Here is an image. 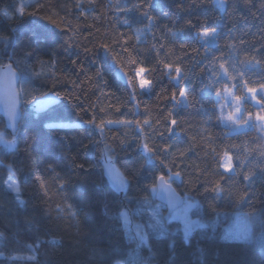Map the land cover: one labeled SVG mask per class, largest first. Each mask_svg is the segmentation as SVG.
<instances>
[{
	"label": "trees",
	"instance_id": "obj_1",
	"mask_svg": "<svg viewBox=\"0 0 264 264\" xmlns=\"http://www.w3.org/2000/svg\"><path fill=\"white\" fill-rule=\"evenodd\" d=\"M34 2L0 0V34L8 37L0 39V65L19 72L22 100L16 134L0 117V131L16 141L0 146V264H264V140L254 126L261 106L247 92L257 87L262 98L264 0H224L223 11L214 0H39L43 9ZM21 5L39 14L21 17ZM201 28L217 30L207 46ZM141 67L150 91L139 88ZM45 93L59 94L58 102L36 112ZM236 96L239 116L253 114L246 125L226 119ZM225 151L230 171L221 167ZM105 158L126 179L123 192L104 175ZM12 174L23 204L6 184ZM161 174L196 203L194 218L217 222L215 231L196 228L185 239L177 223L151 224L154 206L168 214L151 191ZM123 212L142 224L145 243ZM243 215L249 238L222 241Z\"/></svg>",
	"mask_w": 264,
	"mask_h": 264
},
{
	"label": "snow or ice",
	"instance_id": "obj_2",
	"mask_svg": "<svg viewBox=\"0 0 264 264\" xmlns=\"http://www.w3.org/2000/svg\"><path fill=\"white\" fill-rule=\"evenodd\" d=\"M89 2H91V0H89ZM150 6V5H149ZM218 7H220V9L223 11L224 10V0H218ZM33 8L36 9H43L44 5L39 3V0H36V2L33 3L32 5ZM134 7H137L136 5H134ZM19 14L20 16H24L25 14L29 15V16H33V15H38L39 13L37 11H32V12H27L25 13V8L23 5L20 6L19 8ZM4 15L11 21L13 19L12 16H10L8 13H4ZM44 20L49 21L51 24L56 25L57 27H59V24L57 23V21L55 19H53L51 16H43ZM149 21L151 22L152 18L148 17ZM173 35H175V33H173ZM217 30L215 28H201L200 31L197 32V36L200 38L201 42L205 44V46H207V40L209 37H215L217 36ZM0 39H4L7 40L8 37L0 34ZM101 47H105V45H102ZM18 64L20 62H17ZM43 63V62H41ZM166 68H171V65H165ZM6 68V92H5V96H4V110L6 111L8 117H9V126L13 129V131H15L16 129V125H17V118L20 114V109L18 107V101L16 99L17 93H16V82H17V72L14 71L12 69V66L9 64L7 66H5ZM220 68L222 70H224L225 75H227V69H225L224 64L220 65ZM147 71V69L141 67L137 70L136 75L137 77H139V88L141 90H145V91H150L151 87H152V82L148 79H146L143 76V73H145ZM176 72V77L177 79L180 78V72L181 69L179 67H176L175 69ZM35 75L39 76L41 75V73H35ZM130 82V81H129ZM257 87H248L247 88V92L251 94V99L256 103L259 104L260 110L255 114L254 120L258 123H256L254 126L259 128L261 131H264V84H260L259 85V91L262 94V98L258 99L257 98ZM216 96L220 97V91L217 90L216 91ZM44 95H48L47 93H45ZM58 98L59 94H55ZM180 96L182 98L186 99V93L183 90V88L180 90ZM173 99H175V93H173ZM241 100L240 96H236L235 97V101L237 102V105L234 109V111L229 112L226 119L237 125H246L248 124L249 120L253 119V114L251 112L247 113V118H243L240 117L239 114L241 113V108L239 107V102ZM88 123H92L91 121H89ZM103 123V122H102ZM108 123H113L112 121H108ZM120 123H124V124H130V122L128 121H122ZM139 123V122H137ZM145 124L148 123V121H144ZM172 125H176L177 121L172 120L171 121ZM169 131H172V129H169ZM0 142L5 143L6 145H15L16 141L15 138H13L12 140H6L4 138L3 133H0ZM109 147L106 145V148ZM144 151L148 154L149 157H152L153 159L155 158V153L152 147H150L147 143L142 145ZM261 155L264 156V151L261 152ZM222 159V163H221V167L224 168L225 171H230L233 168V161H232V157L229 155V153L227 151H225L223 153V157ZM162 163V161H161ZM79 167H83V165H79ZM13 175L9 176V180L6 182L8 184L9 189H12L15 192V197L17 198V200L20 201L21 204H23V201L20 200V187L19 184L13 180ZM173 176H180L179 172H176L173 174ZM173 176H165L163 174L158 175L155 177V181H158V184H156L154 182V184L151 186V191L153 193H155L157 191V187H159L161 189V191L163 193L167 194V201H168V205L169 208L171 209V212L169 213L168 216H164L162 213H160L159 211L154 212L152 215V220L154 222V225L156 227H160L162 226V223L164 222H168L170 220H178L180 221V223L182 224V228H183V233H184V237L185 239H187L194 231L196 228H200V229H205L208 227H211L214 231L217 229L218 224L216 221L211 222V224H205L202 223L200 220H192L189 217V210L193 207H195L196 205L193 203H187L184 199H182L180 196H178L176 194V192L172 189V179ZM246 180L249 179L248 176L244 177ZM117 181L118 183L116 184L117 186L119 185H124L127 183L126 179L123 176L118 175L117 176ZM219 185H216V188L213 189L214 191H216L217 189H219ZM145 202H147V198H145ZM157 209L160 208L159 205L156 206ZM73 216L76 215L75 212L72 213ZM121 216L125 217V223H128L127 220V213H121ZM236 221H237V227L235 230H233L231 227L228 229H224L223 230V235H222V241H245L249 238L250 234H251V225H250V218L248 215H243L241 216H237L236 217ZM243 223L244 227L241 228L239 225ZM3 236V233H0V237ZM136 236L138 239H140L141 241H143L145 239V237L142 235L140 227L137 226L136 228ZM15 259V257H13ZM30 259H35V257H30Z\"/></svg>",
	"mask_w": 264,
	"mask_h": 264
},
{
	"label": "water",
	"instance_id": "obj_3",
	"mask_svg": "<svg viewBox=\"0 0 264 264\" xmlns=\"http://www.w3.org/2000/svg\"><path fill=\"white\" fill-rule=\"evenodd\" d=\"M9 64L12 66V69L17 72V82H16L15 87H16V93H17L16 99L19 102L18 107L20 109V114L17 118V125H16L15 131H13V129L9 126V124H8L9 117H8L6 111L4 110V96H5V92H6V75H5L6 68H5V66H7ZM20 79H21L20 74L15 69V67L13 66L12 63H6L3 65H0V117L8 125V131H9L10 135L16 134V132L18 130L20 118H21L22 100H21V95H20ZM47 94L48 95H43L42 97L38 98L35 101L34 109L36 110V112H42V111L46 110L47 108H49L50 106H52L53 104L58 102V98L55 95H53L51 93H47ZM143 152L145 153L144 149H143ZM101 167H102V171H103L104 175L106 176L110 185L116 191L123 192L125 190V184L119 185V186L116 185L118 183L117 176L118 175L122 176V175H121V173H119L116 170L113 162L110 159L105 158L101 161ZM157 184H158V182H157ZM172 189L174 190L173 187H172ZM176 194L182 198V196L179 193L176 192ZM156 199L158 202L162 203L165 206L167 213L171 212V209L169 208L168 201H167V194L163 193L159 187H157Z\"/></svg>",
	"mask_w": 264,
	"mask_h": 264
},
{
	"label": "rangeland",
	"instance_id": "obj_4",
	"mask_svg": "<svg viewBox=\"0 0 264 264\" xmlns=\"http://www.w3.org/2000/svg\"><path fill=\"white\" fill-rule=\"evenodd\" d=\"M217 4H218V0H214ZM210 39H213V37H209L208 38V40H210ZM137 76V75H136ZM138 78V82H139V77H137ZM251 95V94H250ZM180 100L184 103L185 102V98H182L181 96H180ZM256 123H258V122H256ZM108 125H113V126H119V125H122V124H124V123H117V122H114V123H107ZM259 129V128H258ZM259 131H260V133L262 134V136H263V140H264V131H261L260 129H259ZM0 133H3V135H4V138L6 139V140H12V138L11 137H8L7 136V133H5V132H1L0 131ZM0 146H12V145H6L5 143H3V142H0ZM142 162V158H139L138 160H137V164L139 165L140 163ZM10 176V175H9ZM9 176L7 177V179H6V182L9 180ZM13 180L15 181V179H14V177H13ZM7 184V183H6ZM7 186H8V184H7ZM9 188V187H8ZM10 190H12V189H10ZM13 191V190H12ZM187 203H193V204H195L196 205V203L193 201V200H191V199H189V198H183ZM196 208V206L195 207H193V208H191L190 210H189V217H190V219H192V220H198L197 218H194L191 214H192V211L194 210ZM157 211H159L158 209H157V207L156 206H154L152 209H151V212H150V220H152V215H153V213L154 212H157ZM124 213V212H123ZM170 213V212H169ZM169 213L168 214H166L165 215V217L166 216H168L169 215ZM127 220H128V223H125V217L123 216V221H124V223H125V225L128 227V229H130L131 231H133L134 233H135V236H136V228H137V226H139L140 227V230H141V233H142V235L145 237V233H144V231H143V227H142V224H140V223H137L136 221H132L131 219H130V217L127 215ZM153 221V220H152ZM168 222H174V223H177L178 225H179V227L182 229V231H183V228H182V224L180 223V221H178V220H170V221H168ZM152 225H154V222L153 223H151ZM155 226V225H154ZM240 227L241 228H243L244 227V225H243V223H241V225H240ZM236 229V228H235ZM235 229H233V230H235ZM184 234V233H183ZM137 237V236H136ZM146 239V238H145ZM145 239L143 240V241H141L140 239H138V241H139V243H145ZM30 249L31 250H33V248L30 246ZM115 264H123V263H121V262H116Z\"/></svg>",
	"mask_w": 264,
	"mask_h": 264
}]
</instances>
